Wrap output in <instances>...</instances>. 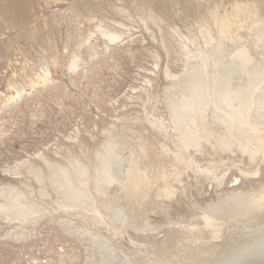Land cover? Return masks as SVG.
Instances as JSON below:
<instances>
[{"label": "rangeland", "instance_id": "rangeland-1", "mask_svg": "<svg viewBox=\"0 0 264 264\" xmlns=\"http://www.w3.org/2000/svg\"><path fill=\"white\" fill-rule=\"evenodd\" d=\"M2 1L0 0V8ZM235 1L248 2L30 0V19L24 24L34 27L35 34L17 35L20 29L22 31V25L16 24L0 30V195L1 188L13 186H18L16 189L19 192H27L29 188L25 185L24 178L26 173L21 171V174L15 175L8 171L27 159L30 160L29 164L40 163L44 167L45 162L53 164L62 160L68 163L73 161V154H78L84 158L90 157L94 163L93 168H96L101 156L109 152L112 164L107 167L119 179L107 184L108 192L103 195L108 201L122 202L119 206L125 211V218L120 221V227L116 226L117 230L103 223L90 225L88 217H75L73 225L64 227L59 223L60 218L58 223L54 221V226L43 224L40 231H37V236H32V240L28 237L19 241L8 237L13 225L7 220H2L3 223L0 219V264H25L31 257L40 259L45 264H52L49 257H55V251H60L62 245L80 254L79 259L71 264H93V259L89 258L93 253L90 240L94 235L91 233L112 237L111 243L119 253L120 264H171L173 251L178 260L184 257L182 242L186 235L183 230L185 225H192L194 229L197 223L201 224V216L212 212L211 208L218 201V196L233 187L249 188L264 183V168L263 173L251 178L241 177L236 167H230L226 173L221 168L216 173L220 177L224 176L221 177L220 183L216 182L215 175L205 176L201 174L200 169L186 168L178 180H172L177 189L175 196L163 201L155 197V188L146 197L129 201L127 193L116 184L123 180L122 171L130 163L131 151L140 150L142 138L131 130L141 121L152 131L157 125L156 122L162 120L165 129L158 135V139L161 143L165 142L171 146L170 139L183 129L197 130L200 133L204 131L196 123H189L190 120L187 119L188 116L198 115L199 109H188L184 113L186 115L182 114V104L178 96L197 94L196 97L200 100L202 97L203 101H206L224 94L225 84L232 81L234 84H231L232 87L228 91L239 95L243 89L235 84L241 79L251 84L261 79V88L257 90L258 94H255L258 99L260 96V103L256 108L259 106L258 109L264 113V38L261 37L264 36V23L260 22L261 25L252 27L249 32L247 43L250 42L249 45L259 59L252 61L244 70L238 67L231 55L240 41L229 42L223 39L216 48L214 43L207 42L206 36L200 33L197 26L200 18L210 19L209 10L214 5L219 4L220 11L224 12L229 11ZM211 28V33L217 36L216 27ZM257 28L261 31H257ZM103 29H115L120 37L109 41L102 34ZM253 38H259L260 41L253 45ZM195 47L204 51L205 69L202 67L203 57L201 59L194 55L197 52ZM188 50L192 53L187 54ZM76 53H81V65L76 69H69V63ZM166 70L169 71V76ZM189 70L195 73L192 77L191 73H188ZM46 72L51 80L43 85L37 84L41 89L39 95L33 90L35 96L31 97L28 104H21L20 108L13 110H1L15 88L23 89L30 96L31 81H36L39 74ZM202 80L216 82V88H204L198 93L190 92L189 82ZM205 113L206 116L210 115L211 108L208 107ZM183 115L184 119L181 117ZM192 153L199 165L207 163L205 153L193 150ZM38 154H45L44 158ZM238 154L229 156L237 164L241 160ZM224 155L226 159L227 155ZM104 160H108L106 163L110 162L109 159ZM139 200H142L141 211L136 207ZM229 219L224 220L222 234L214 237H210L207 232L206 235L205 231L200 230L201 225L197 224L194 233V237L197 236L196 242L191 250L189 249L190 253L200 257L203 249L211 252L210 247L215 244L218 247L215 251L218 253L214 255V260L211 257L206 263L222 262L243 247L248 239L264 234L263 215L252 219L236 215ZM127 220L131 223H127ZM173 231L176 234H173ZM170 235H175L172 237L175 239H172L173 243L168 240ZM232 237L236 240L232 241ZM165 241L172 245L167 246ZM6 254L12 259H8ZM125 257L127 260L122 262Z\"/></svg>", "mask_w": 264, "mask_h": 264}, {"label": "bare ground", "instance_id": "bare-ground-1", "mask_svg": "<svg viewBox=\"0 0 264 264\" xmlns=\"http://www.w3.org/2000/svg\"><path fill=\"white\" fill-rule=\"evenodd\" d=\"M29 1L30 0H3L2 8H0V30L3 28H9L13 24L20 26L22 25V31H20V29L17 32V35L33 36V34L36 32V29L24 24L30 19ZM219 8V4H216L210 8L209 20H206L203 17L200 19L198 18V29L203 36H206L208 40L207 42L214 43L216 48L221 44L220 42L223 39H226L229 42L240 41V44L238 42L239 46L232 52L231 55L232 59L238 64V67L244 70V68H247L252 63V61H257V59H259L249 45L250 42L247 43V41L249 40V32L252 30V27L258 26L260 22H262V24L264 23V1H235L231 9L224 12H221ZM212 26L216 27L218 31L217 36L211 33ZM257 31H259V29ZM102 34L109 41H115L120 37L119 32L115 29H103ZM261 37L264 38V36ZM252 40L253 45L260 41L259 38H253ZM83 41L81 42L84 43ZM195 49H197L195 50L197 52H195L194 55L201 57V59L203 57L202 67L205 69L206 58L203 53L204 51L199 50L197 47H195ZM191 53V50L187 51V54ZM81 61V53H76L69 63V69L78 68L81 65ZM221 69L223 68L221 67ZM165 72L167 76H169V71L166 70ZM189 72L191 73V77L195 74H193L192 70H189L188 73ZM197 79L199 80V78ZM50 80L51 78L48 76L47 72L39 74L36 81H31L32 94H30V96H28L29 94H26L23 89L15 88L13 94L7 97L6 103L1 107V110H13L15 108H20L21 104H28L31 100V97L35 96L33 95V90L34 93L38 95L41 92V89L40 87H37V84L43 85ZM189 80L191 79L189 78ZM259 80L261 81V79ZM260 81L257 82L256 80V83L251 84L244 82V79H241V81L235 84L236 86L243 89L239 95L228 91L231 89V84L233 81L232 83H224V94H215L217 95L216 97L207 99L209 102H206L207 100L203 101L201 96L200 100L199 97H196L197 94H194L196 96H178V99L182 104V107H180V112L182 114H184L188 109H199L198 115L194 114L195 116L192 117V111L190 113L191 117L188 116V118L185 117V119L187 118L190 120L189 123H196V125L200 126L201 129H204V131L201 133L197 132V130L186 131L183 129L181 132L177 131L178 133H176V135L170 139L172 146L165 142L161 143L158 139V135L165 129L162 120H158L156 122L157 125L154 126L152 131H149L143 125L144 123L140 120V124L131 130L132 133L142 138L141 144L139 146L140 150H136V152L134 150L131 151L130 163L127 165L126 169L122 171L123 180L119 184L116 183L117 185H120L124 192L127 193L130 199L129 201L137 199L138 197H146L148 193L154 188L155 197L158 198L159 201L173 198L177 190L175 187L176 184L174 185L173 181L178 180V177L185 172L186 168L195 167L200 169L201 174H205V176L206 174H211V176L215 175L217 178L216 182L219 183L222 180L221 177L223 175L220 177L216 173L221 168L226 173V171L231 169L230 167H236L239 171V175L244 178H251L252 176L261 174L264 168V113L258 109L259 106L256 108V106L260 103V96H258V99L255 95L258 94L256 93L257 90L261 88ZM189 83V90L192 93H198L199 90L201 92V89L204 90V88H210L211 90L216 88V82L213 81L209 82L207 80H202V82L191 81ZM203 95L204 94L202 93V96ZM178 99L176 101L175 98V101L178 102ZM192 105L194 106L192 107ZM208 107L211 108V113L210 115L206 116L205 112ZM184 115L181 117L183 118ZM173 121L177 123L176 120L173 119ZM181 121L183 120L181 119ZM192 150L193 152L206 154L208 160L206 161L207 163L202 165L203 168H201L202 166L199 165L194 154H191ZM235 153H239L238 155L241 156V160H238L239 164L229 158L230 155H234ZM224 154L227 155L226 159L223 157ZM38 155L43 157L45 154ZM72 159L73 161L70 160L68 163H65L64 161L62 162L61 159L60 162L56 163L57 161H54L55 163L53 164L50 162H45L46 164L44 167L41 166L40 163L39 165H37L38 163H36V165L33 163L29 164L28 162L30 160L27 159V161L18 163L8 170L15 175L21 174V171L26 173V177H24L26 181L25 185H27L29 188V191L27 190V192H24L23 190L22 192L17 191L16 188L18 186L16 188H13L14 186L9 188H1L2 193L0 195V219L1 222H3L2 220H7L13 225V230L10 232L8 237H11V239H15L17 241L20 239H28V237L32 240V236H37V231L41 229L42 226H44L43 224L54 226V221L58 223L60 218L61 220L59 223L64 227L73 225L72 223L75 221V217H88L90 225L103 223L109 225L113 230L118 229L116 226L120 227V221L125 218V211L119 206L122 204V202L117 203L108 201V199L103 195V193L108 192L107 184L114 183L115 181L117 182L119 179L115 177L112 173L113 171H110L107 167L109 164H112V161L110 160V153L105 152L101 156V158L98 160L96 168H93L94 163L88 156L84 158L81 155L73 154ZM104 159H109L110 162L106 163L108 160L105 161ZM116 175L118 174L116 173ZM237 179L238 178L236 177L235 180ZM129 201L127 203H129ZM141 203L142 200L136 202V207H138L139 211H141ZM211 209V213L203 214L201 216V221H199L201 224L197 223L201 225H199L200 227L198 226L200 230L205 231V234L207 232L210 237L222 234L224 220L226 221V219H229V217L242 215L245 216V218L252 219L257 216H264V183H258V185L254 187L249 186V188L233 187L230 189V191L218 196V201L213 204ZM205 213H207V211ZM63 217L65 218L62 219ZM127 221L129 224L131 223V221ZM229 221L231 220L229 219ZM191 226L189 227L188 225H185L183 228V230L186 232V235H184L185 238L182 242V246L185 251L183 257L184 260H178L175 251H173L171 264H177L179 262L180 264H204L206 261L209 262V258L211 257V259L214 260V255L218 253L215 251L218 247L214 244L212 247H210L211 245L209 246L211 252H208L207 249H203L201 255L199 253L200 257H196L194 254H191L189 249L193 247L194 243L196 242L195 237H197L196 235L194 237L196 227L193 229ZM183 230L182 232L184 233ZM176 231L178 232V230ZM91 234L94 235V237L90 240L92 246L91 252L93 253H91L92 256L89 258L93 259V264H120L121 259L118 257L119 253H117L118 251L116 247H114L111 243L112 237L108 238L109 235L108 237H101L96 233ZM113 234L114 233H112V235ZM173 234L176 233L173 231ZM173 236L175 237V235ZM237 236H235V238ZM172 237L168 238V240L170 239L169 242L172 241ZM233 239L234 238L232 237V241ZM173 240L175 241V239ZM172 243L169 244L172 245ZM27 244L28 243H26V245ZM169 244H167V246ZM67 248L62 245L60 251H55V257H49V261L52 264H71L72 262L77 261L80 254H77L76 252ZM8 255L6 254L5 256H7L8 259H12L9 258ZM126 257L125 259H122V262L127 260ZM16 259L17 258H15V260ZM2 260H4V258H2ZM43 262L44 261L41 262L40 259L31 257L25 264H45V262ZM208 262L206 264H209ZM213 264H264V234L257 236L255 235L254 237L248 239V242L235 254L222 260V262L214 261Z\"/></svg>", "mask_w": 264, "mask_h": 264}]
</instances>
